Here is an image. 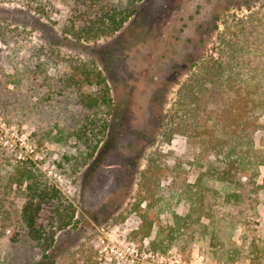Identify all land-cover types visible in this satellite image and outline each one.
<instances>
[{"label":"rangeland","instance_id":"1","mask_svg":"<svg viewBox=\"0 0 264 264\" xmlns=\"http://www.w3.org/2000/svg\"><path fill=\"white\" fill-rule=\"evenodd\" d=\"M37 6L0 0V264H264V165L256 212L225 227L223 245L198 232L153 242L156 220L147 233L142 221L144 208L163 226L187 213L169 168H183L186 181L204 169L209 143L199 131L209 122L184 120L178 90L242 36V23L262 26L264 0H140L109 34L107 17L120 18L127 0ZM94 66L109 87L106 104L90 101L100 89L81 68ZM254 139L264 144V128ZM16 165L39 168L71 205L72 223H55L48 258L20 221ZM206 184L211 212H227L230 186Z\"/></svg>","mask_w":264,"mask_h":264},{"label":"trees","instance_id":"2","mask_svg":"<svg viewBox=\"0 0 264 264\" xmlns=\"http://www.w3.org/2000/svg\"><path fill=\"white\" fill-rule=\"evenodd\" d=\"M138 1L127 0L123 15L118 19L109 15L110 22L105 24L103 32L109 34L118 30L135 11ZM27 2L30 9H40L39 0ZM224 48L226 51L220 57L202 62L192 78L178 90L177 102L184 120L190 119L193 127L209 122L206 126L202 124L199 135L207 138L210 154L204 169L201 167L193 181L185 180L183 168L177 170L175 164L170 166V171L174 168V188L188 201L189 208L185 215L174 214V223L168 226L157 220V213L149 215L144 208V233L154 220L157 222L153 242L166 238L170 243L187 232L190 237L198 232L210 235L223 245L225 227L232 229L236 222L247 220L250 212H256L258 194L263 187L258 176L260 166L264 165V144L257 146L254 139L255 131L264 128V20L261 27L242 23V36L225 40ZM81 69L85 82L98 85L100 89V99L91 96V103L96 105L101 100L108 103L109 87L102 71L95 66ZM101 128L104 130L106 123ZM95 149L96 145L87 157H91ZM13 169L10 184L22 187L19 218L23 229L48 258V250L54 243L55 223L59 222L61 227L72 223L71 205L39 168L16 165ZM177 177H181L178 183ZM208 180L230 186L222 195L227 212L219 216L211 212L204 200ZM227 237L230 239L231 233Z\"/></svg>","mask_w":264,"mask_h":264}]
</instances>
